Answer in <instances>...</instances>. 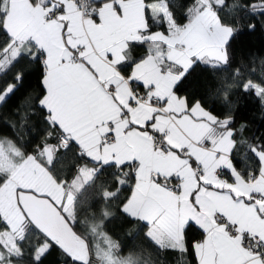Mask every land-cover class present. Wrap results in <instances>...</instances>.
<instances>
[{"label":"snow or ice","instance_id":"6c2138e0","mask_svg":"<svg viewBox=\"0 0 264 264\" xmlns=\"http://www.w3.org/2000/svg\"><path fill=\"white\" fill-rule=\"evenodd\" d=\"M257 17L264 0H0V109L38 72L0 115V264H155L116 221L178 264H264V135L181 94L200 69L206 95L264 103V60L233 65Z\"/></svg>","mask_w":264,"mask_h":264},{"label":"trees","instance_id":"16d2710c","mask_svg":"<svg viewBox=\"0 0 264 264\" xmlns=\"http://www.w3.org/2000/svg\"><path fill=\"white\" fill-rule=\"evenodd\" d=\"M248 22L247 19L240 21L239 26L243 34L238 36L237 40L233 43V65L247 66L249 70L251 67H256L257 75H259L260 62L264 60V23L257 17L252 21L257 24L255 31H249L247 28ZM26 71L30 75L27 76L22 91L14 97L15 104L9 102L8 105L0 109V115H3L5 119H8L14 108L22 102L25 95L29 93L34 94L38 91V72L35 66L27 67ZM231 71L232 69H229L228 72L218 73L215 82L219 84L224 78L229 76ZM210 83L212 81L209 79V74L198 69L190 78V82L185 85L181 94H195L198 98L204 97L206 106L213 110L214 114L220 115L221 118L231 112L235 116V126L237 128L241 124L247 126L243 134L245 137L264 135V103L258 97L253 94L237 92V90L233 89V92L236 94H230L229 103L224 99L222 94L219 96L214 94L206 95V93L212 91L206 87ZM27 127L31 128V132L25 136V139L32 141L34 144L39 143L41 140L40 133L44 129V124L38 113L31 116ZM0 135L11 136L13 135V130L6 124L0 123ZM71 156L72 153H68V157L70 158ZM110 227L112 228L114 238H118L122 245L126 246L125 251L144 247L145 255L150 256L155 261V264H178L180 258L175 253L157 252L144 240L142 234L134 240L130 239L125 235L127 229L122 228L119 221L114 222ZM44 264H62V257H60L58 251H53L45 258Z\"/></svg>","mask_w":264,"mask_h":264}]
</instances>
